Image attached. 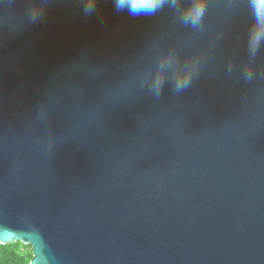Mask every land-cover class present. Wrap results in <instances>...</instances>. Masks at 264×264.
<instances>
[{"label":"water","instance_id":"1","mask_svg":"<svg viewBox=\"0 0 264 264\" xmlns=\"http://www.w3.org/2000/svg\"><path fill=\"white\" fill-rule=\"evenodd\" d=\"M186 2L0 0V241L34 264H264V28Z\"/></svg>","mask_w":264,"mask_h":264},{"label":"clouds","instance_id":"2","mask_svg":"<svg viewBox=\"0 0 264 264\" xmlns=\"http://www.w3.org/2000/svg\"><path fill=\"white\" fill-rule=\"evenodd\" d=\"M205 0H187L183 5V12L186 20L195 24L203 15ZM165 0H117V7L121 9H127L131 15H152L163 4ZM255 6L257 11V23L259 28H264V0H255ZM4 242L0 241V246H3ZM19 246L27 250L26 264H34L35 252L33 251L32 244H23L20 242Z\"/></svg>","mask_w":264,"mask_h":264},{"label":"trees","instance_id":"3","mask_svg":"<svg viewBox=\"0 0 264 264\" xmlns=\"http://www.w3.org/2000/svg\"><path fill=\"white\" fill-rule=\"evenodd\" d=\"M20 242L22 241L4 243L0 246V264H26L27 250L19 246Z\"/></svg>","mask_w":264,"mask_h":264}]
</instances>
